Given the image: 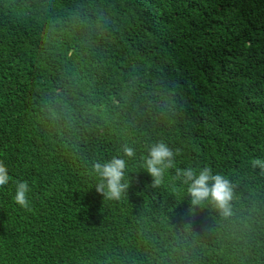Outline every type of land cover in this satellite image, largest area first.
Instances as JSON below:
<instances>
[{
    "label": "trees",
    "instance_id": "obj_1",
    "mask_svg": "<svg viewBox=\"0 0 264 264\" xmlns=\"http://www.w3.org/2000/svg\"><path fill=\"white\" fill-rule=\"evenodd\" d=\"M159 142L177 155L153 187ZM113 156L119 200L92 168ZM257 158L264 0H0V264H264ZM206 166L233 186L228 216L176 178Z\"/></svg>",
    "mask_w": 264,
    "mask_h": 264
},
{
    "label": "clouds",
    "instance_id": "obj_2",
    "mask_svg": "<svg viewBox=\"0 0 264 264\" xmlns=\"http://www.w3.org/2000/svg\"><path fill=\"white\" fill-rule=\"evenodd\" d=\"M122 152L131 158L135 156L134 148L123 145ZM177 153L164 142L151 145L144 161L147 172L153 178V187L158 186L164 176L165 169L174 167ZM264 170V162L259 158L253 160V167ZM94 173L100 178L95 189L103 196L119 200L128 185L124 181L126 161L118 156H113L106 162H95L92 165ZM176 178L188 185V195L192 205H200L210 200L221 215L231 214L230 201L233 197V186L229 179L222 174H213L210 167H203L197 173L193 168H177ZM9 175L5 164L0 161V187L9 183ZM30 191L27 181H17L15 184L14 201L21 208L31 211L28 193Z\"/></svg>",
    "mask_w": 264,
    "mask_h": 264
}]
</instances>
